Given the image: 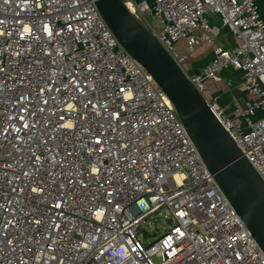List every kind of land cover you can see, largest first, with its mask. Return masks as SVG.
Wrapping results in <instances>:
<instances>
[{"label":"built area","instance_id":"built-area-1","mask_svg":"<svg viewBox=\"0 0 264 264\" xmlns=\"http://www.w3.org/2000/svg\"><path fill=\"white\" fill-rule=\"evenodd\" d=\"M122 1L183 69L184 50L211 48L184 71L264 181L256 1ZM212 15L231 45L217 43ZM226 69L242 71L247 95L232 113L207 86ZM162 207L168 225L146 243L142 222ZM0 264H264L173 105L93 0H0Z\"/></svg>","mask_w":264,"mask_h":264},{"label":"water","instance_id":"water-1","mask_svg":"<svg viewBox=\"0 0 264 264\" xmlns=\"http://www.w3.org/2000/svg\"><path fill=\"white\" fill-rule=\"evenodd\" d=\"M122 48L173 105L206 169L264 253V181L210 110L205 97L122 0H93Z\"/></svg>","mask_w":264,"mask_h":264},{"label":"crops","instance_id":"crops-1","mask_svg":"<svg viewBox=\"0 0 264 264\" xmlns=\"http://www.w3.org/2000/svg\"><path fill=\"white\" fill-rule=\"evenodd\" d=\"M262 17L264 18V0H255ZM212 32L216 37L217 43L222 46H229L233 43V39L221 25L219 18L216 15L210 17ZM179 49L184 50V42H178ZM186 53V61L183 65L188 72H197L205 64H207L212 56L211 48L206 44H200L194 49ZM243 73L242 71L226 69L219 75L218 80H209L207 83L211 94L215 96L218 104L227 112L232 113L236 104H242L247 95L243 88Z\"/></svg>","mask_w":264,"mask_h":264},{"label":"rangeland","instance_id":"rangeland-1","mask_svg":"<svg viewBox=\"0 0 264 264\" xmlns=\"http://www.w3.org/2000/svg\"><path fill=\"white\" fill-rule=\"evenodd\" d=\"M168 217V211L163 207L145 217L140 227V239L146 243L153 241L155 238L154 234H156V236H159L167 227ZM144 232L147 233L145 237L143 235Z\"/></svg>","mask_w":264,"mask_h":264},{"label":"snow or ice","instance_id":"snow-or-ice-1","mask_svg":"<svg viewBox=\"0 0 264 264\" xmlns=\"http://www.w3.org/2000/svg\"><path fill=\"white\" fill-rule=\"evenodd\" d=\"M33 191H35V189H33Z\"/></svg>","mask_w":264,"mask_h":264}]
</instances>
